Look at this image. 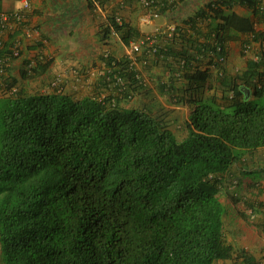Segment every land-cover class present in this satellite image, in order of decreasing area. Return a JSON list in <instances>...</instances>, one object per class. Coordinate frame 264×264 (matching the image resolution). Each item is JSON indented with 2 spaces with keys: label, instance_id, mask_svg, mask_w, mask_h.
<instances>
[{
  "label": "trees",
  "instance_id": "16d2710c",
  "mask_svg": "<svg viewBox=\"0 0 264 264\" xmlns=\"http://www.w3.org/2000/svg\"><path fill=\"white\" fill-rule=\"evenodd\" d=\"M261 5V0H208L194 18L182 21L191 33L177 36L179 47L154 56L169 68L158 92L190 111L181 140L150 110L122 105L140 87L127 60L108 59L110 81L104 82L119 88L118 76L128 81L130 93L102 99L17 90L48 74L52 60L26 63L17 77L0 80L9 92L0 97L1 264L229 259L219 196L231 167L264 148V75L258 62H247L241 76L219 78V96L208 93L210 75L201 66L207 60L219 70L215 60L225 57L231 36L248 35L264 44V31L256 29L264 22ZM235 6L250 16H239ZM16 25L20 30L23 23ZM5 30L0 24V32ZM110 32L124 45L140 36L114 17L107 18L104 37ZM16 35L9 34L7 42L0 36L4 74L17 58Z\"/></svg>",
  "mask_w": 264,
  "mask_h": 264
},
{
  "label": "crops",
  "instance_id": "0c3cea01",
  "mask_svg": "<svg viewBox=\"0 0 264 264\" xmlns=\"http://www.w3.org/2000/svg\"><path fill=\"white\" fill-rule=\"evenodd\" d=\"M28 1L29 8L25 10L22 0H0L1 13L19 12L23 15V25L20 30L17 29L16 24L10 22L11 26L0 32V36L7 42L8 35L16 31L15 45L20 53L18 58L10 62L9 72L6 71L0 80L17 77L19 70L25 69L26 63L52 60L53 64L48 74L37 81H51L52 85L60 82L64 87L62 93L75 100L91 96L87 93H100L103 97L104 81H110L108 77L110 69L106 66V61L111 58L116 61L125 60L126 47L136 40H130L128 45H124L119 35L115 33L110 32L104 37L107 18L119 15L123 23L139 32L140 36L137 40L143 34L153 35L160 50L163 51L170 47H179L178 44L172 45L177 42V36H189L191 33L182 21L188 20V17L194 18L195 13L201 11L208 3V0H155L159 16L143 22L144 17L148 15L147 8L142 5L143 0ZM261 1V6L264 8V2ZM18 4L21 7L18 8ZM174 9L176 11H173ZM233 10L239 16H250L249 11L239 6H235ZM170 27H174L175 40L169 39L171 37L165 34ZM234 45V42L229 40L225 50V60L222 63L215 60L219 70L213 65H207V60L203 61L201 69L208 70L210 75L208 86L211 90L208 93L217 94L221 87L219 78L224 75L241 76L247 70V62L251 60H247L245 66L241 64L245 58L236 48L234 54L232 53ZM233 56H237L234 64ZM152 57L143 67V78L158 87L159 84H164L163 79L169 78V73L167 69L163 72V68L153 66L156 65V61L151 63ZM156 60H158L157 65L160 66L161 59L156 58ZM136 73L139 80V73ZM157 87L151 92L152 102L165 105L164 102L167 101V107L172 108L169 94H160ZM54 89L51 93L60 91ZM84 93L86 96L78 98ZM254 152L256 156L248 157L247 166L242 168L241 182L244 189L240 192V196L231 194L226 199L219 197L220 203L225 207L223 236L225 243L231 247L232 254L229 259L219 260L214 264H264V208L257 207L258 203H264V148ZM255 172L257 174H254ZM245 204L255 207L249 208Z\"/></svg>",
  "mask_w": 264,
  "mask_h": 264
},
{
  "label": "rangeland",
  "instance_id": "374dc122",
  "mask_svg": "<svg viewBox=\"0 0 264 264\" xmlns=\"http://www.w3.org/2000/svg\"><path fill=\"white\" fill-rule=\"evenodd\" d=\"M256 29H258L259 31H264V23L256 24ZM230 40H232L235 44L234 49H232V53L234 54L235 48H236L238 50V53L241 54L242 57L244 56L245 58L242 60L241 64L245 66L246 65L245 62L247 60L258 62L261 65L262 74L264 75V57H262V53L264 51V44L259 45V44H255L251 42L250 37L248 35L247 36L245 35L231 36ZM172 45H176V44H172ZM152 58L153 59L151 60V63L153 61H156V65L153 64V66L163 68L164 69L163 72H166V69H167V72L169 73L168 65L165 62L161 61V64L159 66L157 65L158 60H156L155 57H152ZM232 59H233L232 62L234 64V61L237 60V56H233ZM125 60H127L126 54H125ZM138 61L133 66V69H135V71L139 73L138 75H139V80H140V85H139L140 87H138V89H136L135 92L132 90L133 91V94L131 92L132 96L128 100L122 102V105H124L125 107H136V108H139L141 110H146V111L150 110L156 118L161 120L168 129L174 132V134L177 136L179 140L183 139L186 136V132L183 127V121L189 114V108L187 106L178 107L172 102H171V105L173 107L170 108V107H167V104H166L167 101L165 100H164L165 105H163V103L159 104L158 102H152L153 98L150 97L151 92L155 90L157 86L155 85V83L151 81L144 80L143 78V74H144L143 67L144 66L141 67ZM167 80L163 79V83H165V81ZM60 86H61L60 82H58L57 84L53 83L52 85L51 81H31L20 87H17V90L22 89L26 94L33 95V94H45L47 92H51V90L54 89L53 87H55L54 90L60 89V92H63L64 87L61 86L62 88L61 89ZM102 89H104L102 92L103 97H106L111 94H115L119 96L118 93L123 92L124 90L128 91L129 93L131 91V88H128V81H124L123 84H120L119 88H118V85L105 82L103 84ZM149 92L150 94H147ZM216 93L219 96H221L220 91H217ZM7 94H9V92L5 93L2 83H0V97L7 96ZM83 95L86 96V93L80 94L78 98L82 97ZM87 95H91L99 99L103 98L100 95V93H95V94L87 93ZM250 156L251 158H254L256 156L255 152H253L252 154L246 155L240 164H235L234 166L231 167V169L229 170V172L226 174L224 178V186H223V189L219 197H221L222 199L224 198L226 199V197H229V195L231 194H236L238 197L240 196L241 194L240 192L244 189L243 182H241V178L243 174L242 168L248 163L247 158ZM254 174H257V173L255 172ZM237 207H239V205H237Z\"/></svg>",
  "mask_w": 264,
  "mask_h": 264
},
{
  "label": "built area",
  "instance_id": "2783aa9c",
  "mask_svg": "<svg viewBox=\"0 0 264 264\" xmlns=\"http://www.w3.org/2000/svg\"><path fill=\"white\" fill-rule=\"evenodd\" d=\"M155 0H143L142 5L147 8L148 15L144 17L143 22L148 21L149 18H157L159 16L158 9L155 5ZM23 9L29 8V1L28 0H22ZM114 19L117 24H121L122 20L119 15H115ZM10 22L16 24V22H23V15L19 12H14L11 14L8 13H0V24L4 29H7L9 26H11ZM114 33V32H112ZM167 37H171L169 39H174V27L168 28V30L165 32ZM172 41V40H170ZM0 49H1V42H0ZM13 53L12 55L14 57H19V50L18 47L15 45V47L12 48ZM160 47L156 42V39L153 35H143L139 40L131 42L126 47V59L128 61V64L130 67L133 68V66L136 64V62L139 59L140 65L146 66L147 60L151 58L152 56H155L160 51ZM225 60V57H219L218 62L222 63ZM33 64H29V67ZM135 70V69H134ZM0 75H4V69L0 67ZM117 83L123 84V79L115 76L114 77ZM13 92H15V89H13Z\"/></svg>",
  "mask_w": 264,
  "mask_h": 264
},
{
  "label": "clouds",
  "instance_id": "9594fccd",
  "mask_svg": "<svg viewBox=\"0 0 264 264\" xmlns=\"http://www.w3.org/2000/svg\"><path fill=\"white\" fill-rule=\"evenodd\" d=\"M17 7L19 8V7H21V5L18 4Z\"/></svg>",
  "mask_w": 264,
  "mask_h": 264
}]
</instances>
